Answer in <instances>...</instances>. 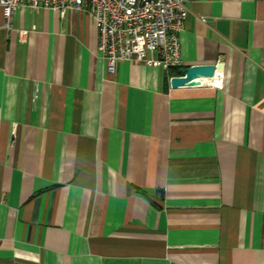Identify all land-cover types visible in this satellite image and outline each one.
Wrapping results in <instances>:
<instances>
[{
    "label": "crops",
    "instance_id": "crops-1",
    "mask_svg": "<svg viewBox=\"0 0 264 264\" xmlns=\"http://www.w3.org/2000/svg\"><path fill=\"white\" fill-rule=\"evenodd\" d=\"M186 6L183 67L220 86L109 74L84 13L0 9V264H264V0Z\"/></svg>",
    "mask_w": 264,
    "mask_h": 264
},
{
    "label": "built area",
    "instance_id": "built-area-1",
    "mask_svg": "<svg viewBox=\"0 0 264 264\" xmlns=\"http://www.w3.org/2000/svg\"><path fill=\"white\" fill-rule=\"evenodd\" d=\"M188 0H0L3 23L11 29L12 16L21 9L50 10L61 17L68 11L91 18L98 33L97 51L106 72L123 61L147 64L152 55L166 68H182L179 35L188 14ZM205 22L204 17H199ZM28 31L21 29L23 39ZM216 72L214 78L220 76ZM212 86L220 84L208 83Z\"/></svg>",
    "mask_w": 264,
    "mask_h": 264
},
{
    "label": "water",
    "instance_id": "water-1",
    "mask_svg": "<svg viewBox=\"0 0 264 264\" xmlns=\"http://www.w3.org/2000/svg\"><path fill=\"white\" fill-rule=\"evenodd\" d=\"M221 65H191L182 67L178 70V76L171 77L169 84L172 88L183 86H195L199 78L212 79L215 77L216 72H219Z\"/></svg>",
    "mask_w": 264,
    "mask_h": 264
},
{
    "label": "bare ground",
    "instance_id": "bare-ground-1",
    "mask_svg": "<svg viewBox=\"0 0 264 264\" xmlns=\"http://www.w3.org/2000/svg\"><path fill=\"white\" fill-rule=\"evenodd\" d=\"M197 83H213V84H217L218 83V79L217 78H212V79H205V78H199L196 80Z\"/></svg>",
    "mask_w": 264,
    "mask_h": 264
},
{
    "label": "trees",
    "instance_id": "trees-1",
    "mask_svg": "<svg viewBox=\"0 0 264 264\" xmlns=\"http://www.w3.org/2000/svg\"><path fill=\"white\" fill-rule=\"evenodd\" d=\"M176 69H177L176 74H178V70H179L180 68H176Z\"/></svg>",
    "mask_w": 264,
    "mask_h": 264
}]
</instances>
